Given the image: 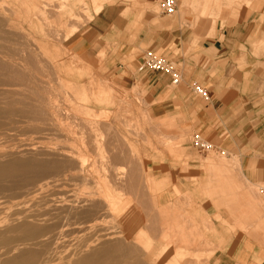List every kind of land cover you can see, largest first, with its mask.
Instances as JSON below:
<instances>
[{
	"label": "rangeland",
	"instance_id": "rangeland-1",
	"mask_svg": "<svg viewBox=\"0 0 264 264\" xmlns=\"http://www.w3.org/2000/svg\"><path fill=\"white\" fill-rule=\"evenodd\" d=\"M90 3L95 6L94 0H0V21L3 23L0 29V44L3 43L1 46H4V43H12L11 40H5L9 36L6 32H13L9 38H15L20 43L28 42L32 57L34 56L33 70H38L35 72L46 86L45 101H48L49 105L45 107L46 117L42 121L26 123L21 119L13 122L1 120L4 147L1 151L5 155H10L22 151L32 152L39 147L56 144L59 145L57 151L51 148L50 152L54 154L60 152L63 155L71 153L78 162L83 160L86 165L93 161L98 171L104 168L101 175H105L103 172L107 169V163L110 159L113 161L114 156L113 164L118 171L117 175L123 176L119 178L124 181L101 183L105 189L108 188L112 200L127 201L128 209L123 214L125 217H122L126 218L128 223L134 217L128 214L131 210L145 213L147 216L151 213L152 216L148 218L156 220L160 228H169L176 234L178 229L186 228L197 237L198 249L194 250L190 247L193 245L190 239L191 242L181 244L183 247L189 244V248H184L189 254L185 250L177 252L178 250L174 249L172 254L174 252L175 255L168 257L165 250L148 249L150 255L153 254L154 258L159 256L157 260L161 261V264H176L184 259L189 262L193 260L192 263L197 262V264H216V253L220 252L218 240L221 237L216 228L221 223L223 225L225 223L219 217L209 216L207 210L212 204L216 210L227 208L224 202L219 201L223 194L219 195L221 191H216V185L211 184L218 181L223 175V170L217 172L215 177H210L212 170L208 165L191 164L188 151L202 162L204 161L202 155H207L198 153L191 146L195 134L179 135L170 122L163 121L160 108L156 106L154 91L148 84V78L138 73L139 63H132L133 60L125 58L124 54L117 50L116 43L104 41L91 33L89 24L97 10L91 11ZM159 3L149 8V12L154 23L168 25L163 27V31H167L169 25L176 20V13L171 17L161 15ZM224 12L225 10L216 9L205 15L195 14V20L201 16L210 17L213 22L224 21L221 16ZM9 24H14L16 27L19 25V30L7 31ZM217 27L213 25L210 30L215 31ZM149 28L151 27L147 29ZM179 28L185 33L198 34L208 30L209 26L182 25ZM71 33L72 37L68 38ZM154 37L145 43L137 57L141 59L146 51H153L174 61L175 59L167 53L170 43L156 41ZM199 44L198 41L191 42L189 49L193 50ZM179 69L184 74L181 66ZM183 85L181 83L179 87ZM56 108L59 112L54 110ZM46 128L48 131H45ZM19 130H24L25 134L19 136L17 134ZM37 143L38 148L29 146ZM24 146L28 148H23ZM208 154L214 156L213 151ZM88 158L92 161L90 162ZM217 158L225 161L222 156ZM74 160L72 159L77 164ZM87 160L90 163H87ZM227 173L228 169L224 171V176ZM48 181L51 183L50 191H52H49L47 197L51 201L48 205H52L54 209H60L57 200H71L81 195L80 182L68 175L67 179L51 178ZM70 181L74 182L73 186ZM262 186L264 182L250 186L246 204L244 202V206L238 209V213L246 215L243 218L246 225L255 224L259 219L251 213V207L248 206V202L254 197L258 199L260 205V209L255 211H259V215H264V199L259 192ZM121 187L124 188L121 190ZM222 188L223 186L220 187ZM72 191L74 195H70ZM26 200V197L10 202L7 199H0V223L7 217L16 215L18 211L27 213L39 210L37 205L32 207L30 204H25ZM103 224H99L100 228H104ZM73 233L69 239L72 242L78 237L88 238L90 235L85 232L80 233L78 229ZM97 235L101 234L96 232V237ZM134 237L142 241L144 235L138 229ZM182 252L191 258L179 257V253ZM16 253L13 251L11 255Z\"/></svg>",
	"mask_w": 264,
	"mask_h": 264
},
{
	"label": "crops",
	"instance_id": "crops-1",
	"mask_svg": "<svg viewBox=\"0 0 264 264\" xmlns=\"http://www.w3.org/2000/svg\"><path fill=\"white\" fill-rule=\"evenodd\" d=\"M94 1L95 6H89L97 10L89 24L91 33L116 43L132 63L140 65L137 55L152 37L170 43L167 53L183 68L184 85H172L164 74L144 75L161 119L170 122L179 135L199 134L212 143L214 156L202 155L203 162L188 151L191 164L208 165L210 177L223 170L211 184L221 191L219 201L227 208L216 210L212 204L207 210L209 216L225 223L216 228L221 235L216 264H264V215L255 211L260 209L258 199L248 202L251 213L259 218L255 224H244L246 215L238 213L246 204L249 187L264 182V0H176V20L167 31L163 27L168 25L154 23L149 12L162 0ZM216 9L225 10L224 21L201 16L195 20V14ZM182 25L209 29L185 33L179 28ZM213 25L218 26L215 31L210 30ZM194 41L200 44L190 50ZM195 84L207 90V101L192 93Z\"/></svg>",
	"mask_w": 264,
	"mask_h": 264
},
{
	"label": "bare ground",
	"instance_id": "bare-ground-1",
	"mask_svg": "<svg viewBox=\"0 0 264 264\" xmlns=\"http://www.w3.org/2000/svg\"><path fill=\"white\" fill-rule=\"evenodd\" d=\"M1 26H3L2 21H0V29ZM18 26L9 24L7 31L19 30ZM6 33L11 36L13 32ZM1 34L3 35V32ZM5 36L7 37V35ZM9 36L7 38L1 36V38L11 40L12 43L5 41L7 43H4V46H1L3 43L0 44L2 47V49L0 48L2 50L0 52V121L9 120L13 122L19 119L26 123L42 121L46 117L45 107L49 106L48 101H45L46 86L39 80L38 73L35 72L38 70H33L34 56L32 57L28 42L20 43L15 38H9ZM24 38L28 40L26 36ZM13 41L15 42L13 43ZM54 110L58 111L57 108ZM2 130L0 125V199H7L10 202L17 198L26 197L25 204H30L32 207L37 205L39 210L27 213L18 211L16 215L7 217L0 223L2 228L0 230V264H55V262L58 264H161L162 262L157 260L159 256L155 257L156 260H154L153 254L150 255L148 249L152 251L153 249L165 250L168 257L173 256L174 252L172 254V251L174 249L179 252V250H185L186 247L189 248V244H185L186 247L182 246L188 241L193 242V245L190 246L192 249H198L197 237H194V233L189 232L186 228H177V234L169 228H160L156 220L148 218L152 216L151 213L147 216L145 213L131 210L128 214H132L131 216L134 217L130 223L122 217L128 209L127 201L112 200L108 188L105 189L101 183L105 184V182L114 180L124 181V179L119 178L123 176L117 175L118 171L113 164L114 156L113 161L110 159L107 163V169L103 172L105 175H101L104 168L98 171L95 162L92 163V157V160L88 158L92 162L87 160V163L90 164L86 165L83 160L78 162L71 153V155H63L60 152L59 154L50 152L49 149L51 148L57 151L56 148L59 145H56L55 142L53 143L54 146L47 145L48 147H46L44 145L47 149L43 146L38 148L37 143V145H29L38 148L32 152L22 151L21 153L5 155L1 151L4 149ZM45 131L48 129L46 128ZM17 134L22 136L25 131L19 130ZM23 148H28V146ZM72 159H75L77 164ZM78 160L80 159L78 158ZM67 175L80 182L83 191L81 190V195L78 194L80 197L74 196L75 198L71 200H57L60 209H54L51 207L52 205H48L51 203L47 199L51 189V183L48 180L51 178L67 179ZM73 183H71L72 186ZM114 186L113 188H116ZM21 216L23 218H20ZM102 223H104L105 229L100 228L99 224ZM75 229H78L80 233L85 232L90 235L88 238L82 236L83 238L78 237L79 239L77 238L73 242L72 240L69 241ZM138 229L144 235L142 241L139 240L140 238L134 237ZM96 232L101 235L96 237ZM199 239L198 237V241ZM13 251L17 253L11 255ZM185 252L187 253V250ZM185 252L179 253V257L188 256L189 253L186 254ZM188 257L191 258V256ZM192 262L194 261L189 262L184 259L176 264H197L196 261V263Z\"/></svg>",
	"mask_w": 264,
	"mask_h": 264
},
{
	"label": "built area",
	"instance_id": "built-area-1",
	"mask_svg": "<svg viewBox=\"0 0 264 264\" xmlns=\"http://www.w3.org/2000/svg\"><path fill=\"white\" fill-rule=\"evenodd\" d=\"M159 12L161 15L171 17L176 13L177 1L176 0H162L159 5ZM138 73L146 74H164L171 78V84L178 86L182 82V76L179 66L172 60L157 54L153 51H146L141 58ZM191 91L196 96L203 100L209 99L207 90L200 85H192ZM191 146L200 154H208L214 150L213 145L203 137L195 134L191 141ZM260 195L264 199V186L260 188Z\"/></svg>",
	"mask_w": 264,
	"mask_h": 264
}]
</instances>
